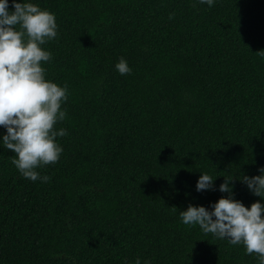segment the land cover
<instances>
[{"label": "trees", "instance_id": "obj_1", "mask_svg": "<svg viewBox=\"0 0 264 264\" xmlns=\"http://www.w3.org/2000/svg\"><path fill=\"white\" fill-rule=\"evenodd\" d=\"M17 2L56 17L42 66L67 85V135L38 169L48 182L31 181L0 127V264H258L180 212L213 211L225 177L264 204L241 182L264 168V0ZM202 173L214 187L198 192Z\"/></svg>", "mask_w": 264, "mask_h": 264}, {"label": "clouds", "instance_id": "obj_2", "mask_svg": "<svg viewBox=\"0 0 264 264\" xmlns=\"http://www.w3.org/2000/svg\"><path fill=\"white\" fill-rule=\"evenodd\" d=\"M199 3L211 7L215 0ZM12 7L14 11H9V0H0V127L7 130L2 143L15 154L11 163L24 178L48 182L50 177L41 176L38 169L59 161L63 148L56 138L67 135L65 129H55L57 122L66 118V111L61 109L68 99L67 85L61 87L46 79L42 66L52 60V53L42 46L57 38L58 25L55 15L37 4L12 0ZM257 54L264 56V51ZM116 69L121 75L131 72L123 57ZM259 171L261 175H244L241 182L264 198V168ZM234 179L225 177L219 191L229 196L214 203L213 211L190 204L180 212V218L185 225H198L205 234L243 245L247 255H255L258 264H264V204L257 201L248 208L234 199L230 187ZM214 181L202 173L197 191L212 189ZM135 264H141L139 258Z\"/></svg>", "mask_w": 264, "mask_h": 264}]
</instances>
